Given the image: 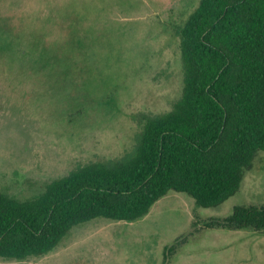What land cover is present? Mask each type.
<instances>
[{
	"label": "rangeland",
	"instance_id": "rangeland-1",
	"mask_svg": "<svg viewBox=\"0 0 264 264\" xmlns=\"http://www.w3.org/2000/svg\"><path fill=\"white\" fill-rule=\"evenodd\" d=\"M1 1L25 58H0V191L10 197L132 154L140 119L180 98L181 30L201 0ZM254 163L218 207L171 190L136 222L95 219L47 255L0 264H264V233L215 226L236 205L264 203V151Z\"/></svg>",
	"mask_w": 264,
	"mask_h": 264
},
{
	"label": "trees",
	"instance_id": "trees-1",
	"mask_svg": "<svg viewBox=\"0 0 264 264\" xmlns=\"http://www.w3.org/2000/svg\"><path fill=\"white\" fill-rule=\"evenodd\" d=\"M1 4L0 58L10 65L17 50ZM181 36V96L140 119L132 154L80 165L31 199L0 191V257L47 255L95 219L136 222L171 190L205 208L240 190L264 151V0H201ZM215 226L264 233V203L236 205Z\"/></svg>",
	"mask_w": 264,
	"mask_h": 264
}]
</instances>
